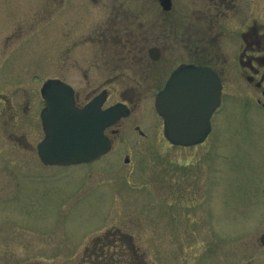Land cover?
Returning a JSON list of instances; mask_svg holds the SVG:
<instances>
[{
  "label": "rangeland",
  "instance_id": "1",
  "mask_svg": "<svg viewBox=\"0 0 264 264\" xmlns=\"http://www.w3.org/2000/svg\"><path fill=\"white\" fill-rule=\"evenodd\" d=\"M246 3L264 23V0ZM198 6L174 0L165 13L158 0H0V264H94L101 252L92 238L106 231L104 253L117 261L105 255L100 264H264V108L239 104L229 75L215 130L201 144L167 141L152 87L100 159L44 165L36 149L44 80L70 83L80 102L107 89L113 103L136 87L140 20L154 33L157 17L177 15L184 31ZM224 52L228 69L227 43ZM11 104L21 110L16 122ZM87 248L94 255L85 257Z\"/></svg>",
  "mask_w": 264,
  "mask_h": 264
},
{
  "label": "flooded vegetation",
  "instance_id": "2",
  "mask_svg": "<svg viewBox=\"0 0 264 264\" xmlns=\"http://www.w3.org/2000/svg\"><path fill=\"white\" fill-rule=\"evenodd\" d=\"M244 2H249L250 6L254 0H202V8L198 6L191 9L192 17L191 20L187 21L184 31H178L179 20L177 15L171 14L163 17L164 20L157 17L152 24L153 28L159 31H154V33H151V28H148L149 32L147 31L146 19H141L140 27L145 31L140 33L138 47L136 52L132 54V61L137 63L134 67L132 65L136 87L133 86L134 88L129 90V95L124 94L121 99L113 102L121 101L127 105L129 114L124 118L130 117L138 101L144 99L147 93L146 89L158 88L156 95L163 88L170 74L175 69L185 65L207 66L215 71L221 82V103H223L225 93V76L229 75L235 79L236 99L239 100V104L247 105L248 102H251L264 108V23L253 17L255 14L248 12L249 9L244 11ZM193 3L195 2L193 1ZM175 10L173 0L172 8L164 12L172 13ZM201 30L203 33L200 32ZM225 43H227V50L232 54L234 61L228 69L223 65L226 59L224 57ZM152 47L158 50L156 59L150 55ZM221 57H223V62L218 64ZM103 92L106 95L103 104V108H105L113 103L106 104L109 94L105 90ZM243 93L253 95L252 97L242 96ZM136 94L138 95L136 96ZM93 96L85 102H80L79 95L75 91L74 106L77 108L84 106L91 101ZM37 105L40 118V114L46 111L48 107L43 98ZM220 108L221 106L212 114L210 131L215 130L214 117ZM20 112L18 107L11 104L9 113L11 117H15V121L13 119L11 121L16 122ZM124 118H121L117 125L104 130L111 141L114 138V133L120 131L118 125ZM40 125L43 133L41 139H43L45 126L42 122ZM132 130L144 131L137 124ZM140 133L144 135L142 132Z\"/></svg>",
  "mask_w": 264,
  "mask_h": 264
},
{
  "label": "water",
  "instance_id": "3",
  "mask_svg": "<svg viewBox=\"0 0 264 264\" xmlns=\"http://www.w3.org/2000/svg\"><path fill=\"white\" fill-rule=\"evenodd\" d=\"M160 3L165 10L171 7V0ZM151 53L157 57L156 50ZM220 88L217 74L208 67L188 65L174 71L156 98L166 138L185 146L202 142L210 132L209 119L219 105ZM41 94L48 109L42 114L46 136L38 144V154L49 165L99 158L111 147L104 129L127 115L122 103L102 109L101 94L84 107L76 108L73 88L61 80L48 79ZM260 242L264 246V233Z\"/></svg>",
  "mask_w": 264,
  "mask_h": 264
},
{
  "label": "trees",
  "instance_id": "4",
  "mask_svg": "<svg viewBox=\"0 0 264 264\" xmlns=\"http://www.w3.org/2000/svg\"><path fill=\"white\" fill-rule=\"evenodd\" d=\"M112 234H113V232L112 231H107L103 236H96V237H94V238H92L93 239V244H94V246L95 247H93L92 249H94V248H98V250H97V253L98 252H101V253H99V254H97V258L98 259H96L95 261V263L94 264H100L99 262H101V261H99V260H101L102 258H103V256L105 257V255L106 256H108L109 258H110V261H112L113 263L114 262H116L117 260L114 258V256L112 255V254H110V252L109 253H104V249L106 248L107 249V247H106V242H103L102 241V239H103V237H111L112 236ZM113 239V238H112ZM123 239L125 240V244L127 245V247L130 249V250H135V242H134V240H133V237L131 236V235H128V234H126V235H123ZM98 240H101V244L99 243L98 245H97V242H98ZM112 241V240H111ZM110 241V247L113 245L112 244V242ZM115 244V243H114ZM116 245V244H115ZM115 248H117V245L115 246ZM115 248H113V249H115ZM91 251V249L89 250L88 248H87V252L85 253V257H87V256H89V255H94L92 252H90ZM108 254V255H107ZM139 257H141V255H139ZM86 263L87 264H91V262L90 261H86ZM85 263V264H86ZM109 263H111V262H109Z\"/></svg>",
  "mask_w": 264,
  "mask_h": 264
}]
</instances>
